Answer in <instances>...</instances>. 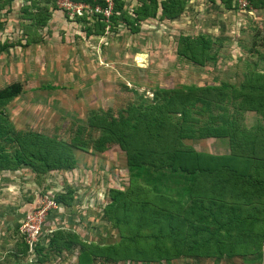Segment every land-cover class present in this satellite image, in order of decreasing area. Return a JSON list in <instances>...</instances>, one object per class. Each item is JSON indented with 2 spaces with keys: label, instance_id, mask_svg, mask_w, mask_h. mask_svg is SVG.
I'll return each mask as SVG.
<instances>
[{
  "label": "rangeland",
  "instance_id": "1",
  "mask_svg": "<svg viewBox=\"0 0 264 264\" xmlns=\"http://www.w3.org/2000/svg\"><path fill=\"white\" fill-rule=\"evenodd\" d=\"M223 2L185 1L174 19L137 4L127 7L126 21L101 30L59 20L49 0L3 9L0 90L19 84L21 92L0 108V161L19 150L17 135L33 133L65 145L74 164L0 170V264H76L80 244L119 241L110 193L129 186L116 127L124 119L143 145L228 160L199 162L200 205L184 212L181 254L148 264H264V2L246 12ZM195 39L193 62L179 51ZM173 90L184 93L175 104L188 111L185 122L169 113ZM180 125L191 127L180 132ZM41 211V235L28 246L19 229L25 215ZM62 235L77 241L58 251ZM244 243L248 254H236Z\"/></svg>",
  "mask_w": 264,
  "mask_h": 264
},
{
  "label": "trees",
  "instance_id": "2",
  "mask_svg": "<svg viewBox=\"0 0 264 264\" xmlns=\"http://www.w3.org/2000/svg\"><path fill=\"white\" fill-rule=\"evenodd\" d=\"M49 1L50 11H53V2ZM185 1L189 0H162L159 3L156 0H127V4L132 7L138 4V8L144 14L149 7L152 12L159 10L160 16L174 19L180 13L181 4ZM230 2L231 0H224L223 3H226L228 7ZM262 2L264 0H253L251 7ZM114 10L119 13V16L111 17V22L126 21V10L123 9L122 3H117ZM96 23L101 30L103 23ZM87 32L89 33L88 30ZM195 43H197V39L187 40L179 54L196 62L197 51L192 49V45ZM199 52L198 54L201 56ZM261 90H264V83L261 85ZM20 92L19 84H11L0 90V108ZM167 94H169V98H167L169 103L173 101L172 104L168 103L172 107L169 113L177 114L185 122L186 118L190 116L188 111L183 109V105H180L177 110L175 104V101L180 99L179 97H182L184 93L173 90ZM190 95L191 92L186 94V98L191 97ZM5 127L6 123L3 124V119L0 117V138L6 136ZM116 127L119 129L117 132L118 142L124 148L129 174L127 190L124 193H110V206L114 213L112 225L119 235V241L106 246L80 244L81 251L77 255L76 264H91L95 259H102L110 263L146 264L174 260L180 256L187 239L189 225L186 223L184 212L198 209L200 205V201L197 200L200 196L197 188L198 176L202 174V170L198 166L199 162L213 159L225 162L228 160L180 151L168 146L157 147L154 142L143 145L141 138L135 132L137 128L131 129L127 119L121 120ZM190 127L191 125L189 127L180 125L178 130L184 132ZM162 128L160 126V129ZM169 128L172 130L171 126ZM154 138L161 139L158 135H155ZM14 143L19 150L8 161H0V170L27 165L36 173H44L52 170L66 171L71 169L74 164L69 149L54 139L27 133L17 135L14 138ZM212 171L213 169L210 168L206 170V173ZM216 222L212 219V223ZM218 236L219 234L214 235L216 242ZM59 240L61 245H56L58 251L77 241L70 235H62ZM248 240L249 236H244V242L246 243ZM48 243H52L51 237ZM245 243L239 245L241 250L236 254L242 256L248 254ZM218 244L224 248L222 243ZM226 244H231V242L227 241ZM216 254V256H220L219 252ZM231 255L233 253L229 250L227 256Z\"/></svg>",
  "mask_w": 264,
  "mask_h": 264
},
{
  "label": "built area",
  "instance_id": "3",
  "mask_svg": "<svg viewBox=\"0 0 264 264\" xmlns=\"http://www.w3.org/2000/svg\"><path fill=\"white\" fill-rule=\"evenodd\" d=\"M253 0H231V7L238 12H246L251 9ZM23 5L26 0H0V13L3 9H8L12 3ZM54 10L52 13L59 20L66 23H77L83 21L85 23L101 22L104 25L111 23V17L119 16L114 9L117 3H122L123 9H127L129 5L127 0H52ZM55 201L52 200L54 204ZM43 211L34 215L27 214L24 217L23 224L19 231L24 237V244L30 246L38 236L41 235L40 224Z\"/></svg>",
  "mask_w": 264,
  "mask_h": 264
}]
</instances>
